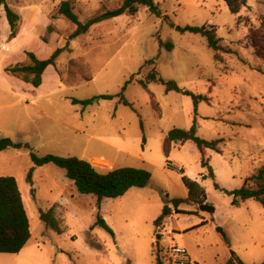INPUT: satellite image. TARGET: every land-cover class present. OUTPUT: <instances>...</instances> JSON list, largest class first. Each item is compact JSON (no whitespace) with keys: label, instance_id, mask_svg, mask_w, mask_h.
<instances>
[{"label":"rangeland","instance_id":"1","mask_svg":"<svg viewBox=\"0 0 264 264\" xmlns=\"http://www.w3.org/2000/svg\"><path fill=\"white\" fill-rule=\"evenodd\" d=\"M123 1L73 0V5L79 20L86 22ZM155 2L161 18L141 7L135 16L104 21L70 40L76 26L64 17L51 19L59 4L50 1L46 10L54 32H45L32 47L35 53L29 52L47 60L67 46L56 68L49 67L44 77L42 89L56 92L24 101L18 88L34 87L5 75L13 93L0 92V139L31 149L0 152V177L17 180L32 238L21 254H0V264H156L158 235L163 253L172 246L185 247L198 264L264 263V207L257 200L236 206L224 192L244 185L257 189L248 180L264 167V0H248L238 15L224 0ZM178 26H215L225 50L209 49L206 38L182 33ZM161 41L174 49L169 51ZM26 57L21 63L14 58L7 66L30 64ZM154 71L201 98L197 116L192 97L167 92L157 83L148 89L138 84ZM6 88L0 76V89ZM102 95L113 99L88 107L72 103ZM122 95L130 105L121 102ZM195 117L199 137L223 140L221 154L204 153L188 142L173 146L167 159L166 135L175 128L190 129ZM32 152L86 160L103 174L144 169L152 179L146 188L104 199L99 208L96 197L80 194L66 172L53 164L36 167L30 181ZM204 155L215 180H202L208 174L202 167ZM180 170L205 188V204L215 213L188 200ZM174 201H182L177 209ZM165 207L172 214L158 227L155 222ZM52 208L66 228L63 235L41 220L42 212ZM98 213L115 236L95 226Z\"/></svg>","mask_w":264,"mask_h":264},{"label":"trees","instance_id":"2","mask_svg":"<svg viewBox=\"0 0 264 264\" xmlns=\"http://www.w3.org/2000/svg\"><path fill=\"white\" fill-rule=\"evenodd\" d=\"M224 2L233 15L240 14L242 9L247 7L248 4V0H224ZM1 6H4L5 8V13L11 28L9 39L13 40L18 35L19 28L21 26V17L12 10V8L7 4L6 0H0V8ZM141 7L147 8L152 15L158 18L162 17L160 6L155 2V0H124L118 8L103 12L102 14H99L86 22H81L74 11L73 0H66L59 4L56 14H54L51 19L54 20L58 19L59 17H64L74 24L76 29L69 36V39L75 40L83 35H86L92 27L104 21L124 15H137ZM176 29L182 33L189 32L206 38L208 48L215 52L225 50L221 44V39L217 38L215 26H188L184 28L178 26ZM53 32L54 28L49 25L47 27V33L52 34ZM160 44L161 46H166L169 51L174 49V45L172 43H167L165 45L161 41ZM65 51H67V46L63 48H57L52 56L47 60H40L34 53L27 52L26 55L30 61V64L7 66L5 67L4 72L7 76L19 78L26 84L32 85L34 88H39L43 84V75L46 70L51 66L56 68L57 59ZM226 52L232 51L228 49ZM258 71L262 72L261 70ZM151 83H157L165 86L167 92L175 91L192 97L195 101V113L197 116V105L201 99L200 97L194 95L188 90L181 89L174 81H165L157 71L152 72L146 80L138 81V84L144 89H148ZM129 84H131V81L126 83L123 92L127 89ZM100 99L112 100L113 96L102 95L83 101L73 99L72 103L74 105L81 104L84 107H88ZM121 102L125 105H130L123 95ZM188 142H193L198 147V149L204 153L208 150H211L221 154L220 145L223 143V140L219 139L207 141L199 137L198 122L197 118L195 117L193 125L190 129L186 130L175 128L166 135L163 144L166 158L169 159L174 145H185ZM9 149L30 150L31 146L21 142H14L8 138L0 139V152ZM31 159L34 164V168L29 174L30 181H32L33 172L36 167L53 164L66 172L67 178L73 182L75 188L80 194L96 197L99 208L104 199L121 198L133 188H146L149 186L152 179V175L149 171L137 168H121L103 174L98 172L90 162L76 157H60L56 155H46L40 157L32 152ZM168 167L170 168L171 164L168 163ZM202 167L208 170V174L202 177L203 180H207L209 178L214 180L216 179L215 172L210 163L207 162L205 155L202 158ZM180 174L183 175L182 180L188 189V200L197 205L205 204L207 201V192L205 188L198 181L191 180L185 176L184 170H180ZM248 181L255 182L258 185V188L254 189L244 185L239 189L224 192L234 198L233 204L236 206L248 200H257L264 207V167L261 168L257 174L250 177ZM215 187L216 189L220 190V186L217 183L215 184ZM171 214V209L169 207H165L162 215L156 220V225L159 227ZM41 220L49 230H52L59 235H63L67 232L66 228L57 218L54 208L50 209L48 212H42ZM204 224L205 223H203V225ZM95 226H99L112 236H115L114 231L103 219L100 213L97 215ZM31 238V222L17 180L14 177H0V254H20L27 246ZM157 251L156 264H168L166 253H163L162 250L158 252ZM238 262L239 264H245L240 260H238Z\"/></svg>","mask_w":264,"mask_h":264},{"label":"crops","instance_id":"3","mask_svg":"<svg viewBox=\"0 0 264 264\" xmlns=\"http://www.w3.org/2000/svg\"><path fill=\"white\" fill-rule=\"evenodd\" d=\"M6 1L7 4L12 8V10L19 14L21 17V26L19 28L18 35L13 40H10L9 37L11 34V28L5 13V8L4 6H1L0 8V76L2 77V82L7 86L6 89H0V92L10 93L12 91L11 93H13L11 83L7 80V77L5 76V67H7L10 61L14 58L18 59L17 63H21V61H23V59L26 57V53L30 50L33 51V45L41 43V36L45 34V32H47V27L51 23L49 18V12L46 10V6L49 4V2L53 1V3L60 4L62 1L66 0ZM1 31H3V34L1 33ZM45 75L46 72L43 75V84L45 83ZM42 86L39 88L27 90L23 88H18V94L23 96L24 101H27V99H29V96H31L32 100L35 102L36 100H42L44 98L50 97L56 92V90H54L53 88L42 89ZM204 175L206 176L207 173L203 174L202 177Z\"/></svg>","mask_w":264,"mask_h":264},{"label":"built area","instance_id":"4","mask_svg":"<svg viewBox=\"0 0 264 264\" xmlns=\"http://www.w3.org/2000/svg\"><path fill=\"white\" fill-rule=\"evenodd\" d=\"M166 255L168 264H198L185 247L172 246L168 248Z\"/></svg>","mask_w":264,"mask_h":264},{"label":"water","instance_id":"5","mask_svg":"<svg viewBox=\"0 0 264 264\" xmlns=\"http://www.w3.org/2000/svg\"><path fill=\"white\" fill-rule=\"evenodd\" d=\"M181 202H182V201H174V207H175V209L178 208V206H179V204H180ZM200 206H201V210H202V211H206V212H209V213H215V209H214L213 207H210V206H208V205H206V204H202V205H200ZM219 231H220L222 234H224L223 231H222V229H219ZM160 238H161V236L158 235V236H157V239H158V241H157V250H158V251L161 250V242H160Z\"/></svg>","mask_w":264,"mask_h":264}]
</instances>
